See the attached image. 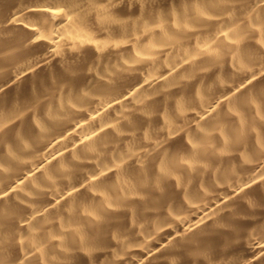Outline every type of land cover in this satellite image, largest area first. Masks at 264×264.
Wrapping results in <instances>:
<instances>
[{"label": "bare ground", "instance_id": "obj_1", "mask_svg": "<svg viewBox=\"0 0 264 264\" xmlns=\"http://www.w3.org/2000/svg\"><path fill=\"white\" fill-rule=\"evenodd\" d=\"M0 264H264V0H0Z\"/></svg>", "mask_w": 264, "mask_h": 264}]
</instances>
